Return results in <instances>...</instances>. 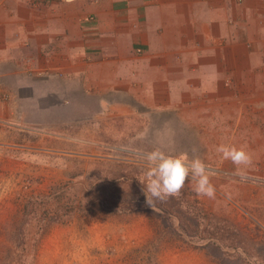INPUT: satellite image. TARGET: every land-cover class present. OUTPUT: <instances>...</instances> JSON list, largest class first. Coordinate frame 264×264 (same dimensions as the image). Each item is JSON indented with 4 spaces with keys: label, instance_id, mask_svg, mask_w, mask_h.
<instances>
[{
    "label": "crops",
    "instance_id": "crops-1",
    "mask_svg": "<svg viewBox=\"0 0 264 264\" xmlns=\"http://www.w3.org/2000/svg\"><path fill=\"white\" fill-rule=\"evenodd\" d=\"M138 110L264 136V0H0V140Z\"/></svg>",
    "mask_w": 264,
    "mask_h": 264
},
{
    "label": "rangeland",
    "instance_id": "rangeland-1",
    "mask_svg": "<svg viewBox=\"0 0 264 264\" xmlns=\"http://www.w3.org/2000/svg\"><path fill=\"white\" fill-rule=\"evenodd\" d=\"M145 114L91 121L86 136L78 122L26 130L22 148L0 140V264H264V136L252 125L210 136ZM158 142L199 156L215 198L197 196L189 179L149 207L137 177ZM221 143L251 155L245 179Z\"/></svg>",
    "mask_w": 264,
    "mask_h": 264
},
{
    "label": "clouds",
    "instance_id": "clouds-1",
    "mask_svg": "<svg viewBox=\"0 0 264 264\" xmlns=\"http://www.w3.org/2000/svg\"><path fill=\"white\" fill-rule=\"evenodd\" d=\"M158 143L159 146L143 153L146 170L137 177L143 185L145 202L149 207L154 208L157 200L165 202L181 195L189 179L197 196L215 198L216 188L211 182L209 169L199 156L189 158L186 153L172 154L165 150L163 142ZM216 151L223 160H230L236 166L235 175L242 180L246 178L245 168L252 164V157L244 146L221 143Z\"/></svg>",
    "mask_w": 264,
    "mask_h": 264
},
{
    "label": "built area",
    "instance_id": "built-area-1",
    "mask_svg": "<svg viewBox=\"0 0 264 264\" xmlns=\"http://www.w3.org/2000/svg\"><path fill=\"white\" fill-rule=\"evenodd\" d=\"M28 63V67L30 68V65H29V62H27ZM29 73H32V71L29 69ZM39 74H41V73H39Z\"/></svg>",
    "mask_w": 264,
    "mask_h": 264
}]
</instances>
